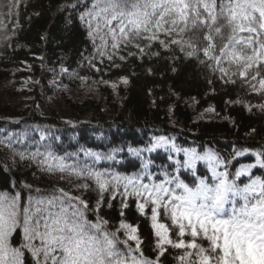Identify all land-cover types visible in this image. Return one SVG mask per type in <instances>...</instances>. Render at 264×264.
<instances>
[{"label": "trees", "instance_id": "trees-1", "mask_svg": "<svg viewBox=\"0 0 264 264\" xmlns=\"http://www.w3.org/2000/svg\"><path fill=\"white\" fill-rule=\"evenodd\" d=\"M93 3L0 0V83L32 75L46 90L54 89L53 79L57 87L108 80L117 88L113 97L110 86L102 84L111 116L109 109L102 108V100L66 99L74 114L66 120L43 116L36 105L19 112L0 101V194L9 199L19 194L21 205L30 197L33 203L46 201L61 195L59 174H69L81 184L68 193L78 194L75 197L87 204L84 208L77 203L84 221H107L104 228L117 233L120 251L142 254L153 264H180L178 257L184 249L166 245L161 253L157 247L151 219L155 205L134 195L131 186L125 194L127 179L101 193L86 173L101 172L108 179L119 176L148 185L175 178L194 188L200 179L211 182L212 176L204 160L195 168L185 166V149L200 153L210 149L240 187L249 177L264 179V165L257 163V153L264 160V110L258 107L264 104V95L250 91L238 76L232 77L235 83L226 82L214 66L201 63L205 60L202 52L189 57L179 46L165 47L158 40L137 41L139 48L122 44L113 49L110 37L105 43L99 35H89L85 14ZM203 108H211V116L197 118ZM87 113H91L89 118L83 120ZM157 138L172 140L177 150L162 144L153 148ZM247 163H253L249 175L235 177L237 169ZM76 171L85 175L78 176ZM170 186L175 188V184ZM138 203L144 205L143 211ZM157 212V220L168 227L173 242L193 240L190 229L178 236V226L162 207ZM121 221L136 228L138 251L136 241L123 243L127 231L120 228ZM22 238L18 229L10 245L22 247ZM195 239L208 247L206 239ZM21 260L35 264L27 249Z\"/></svg>", "mask_w": 264, "mask_h": 264}, {"label": "snow or ice", "instance_id": "snow-or-ice-1", "mask_svg": "<svg viewBox=\"0 0 264 264\" xmlns=\"http://www.w3.org/2000/svg\"><path fill=\"white\" fill-rule=\"evenodd\" d=\"M85 15L89 35H99L105 43L110 37L113 49L122 44L139 48L137 41L158 40L165 47L179 46L189 57L202 52L205 60L201 63L214 66L226 82L235 83L232 77L238 76L250 91L264 95V0H94ZM258 107L264 110V104ZM186 155L188 167L204 159L194 153ZM259 156L257 163L264 165ZM251 167L242 166L235 177L247 174ZM86 175L101 193L127 179L125 194L131 186L134 195L155 205L151 219L159 238L157 247L161 253L164 244L184 249L178 257L180 264H264V179L249 177L239 187L227 169L217 171L215 166L212 181L200 179L194 188L175 178L148 185L119 176L108 179L101 172L87 171ZM59 191L60 196L46 201L33 203L30 197L24 205L19 194L10 199L0 194V264H22L23 249L31 252L35 264H153L142 254L137 257L120 251L117 233L104 228L107 221H84L77 203L87 208L85 201ZM137 207L143 211L144 205ZM158 207L170 214L179 237L190 229L193 240L173 242L168 227L156 222ZM120 228L130 230L123 243L136 241L138 251L136 228L123 221ZM18 229L23 234L22 247H12L10 237ZM197 237L206 239L208 247L197 243Z\"/></svg>", "mask_w": 264, "mask_h": 264}, {"label": "rangeland", "instance_id": "rangeland-1", "mask_svg": "<svg viewBox=\"0 0 264 264\" xmlns=\"http://www.w3.org/2000/svg\"><path fill=\"white\" fill-rule=\"evenodd\" d=\"M56 79H53L50 83L54 89L46 90L39 86L37 78L32 75H28L26 77H22L17 80H7L0 83V101L3 104L8 105L10 108L17 110L19 112H24L26 108L31 105H36L39 109V112L43 116H56L63 120L72 118L74 114L72 113L71 109L69 108L68 104L66 103V99L71 100L73 102H82L83 100H91L94 103L100 102L102 100V108L109 109L107 112L108 116L113 114L111 111V105H107L104 101L106 96L103 95L102 84H106L110 86L109 90L112 92L113 97L117 94V88L115 83L103 80V81H95V80H86L81 82L77 87H70V86H60L54 83ZM211 108H203L200 109L196 113L197 118H208L212 114ZM91 113H87L82 116V119L85 120L89 118ZM107 116V117H108ZM162 139V138H161ZM170 145L173 148L172 141L168 140H159L155 147L159 145ZM177 150V149H175ZM207 160V166L212 175V167H216L217 171H221L218 167L220 163L215 162L213 156L210 155L209 150H206L203 155H200ZM212 157L213 159H209ZM218 165V166H217ZM245 167L248 165H244ZM241 168V167H239ZM238 168V169H239ZM237 169V170H238ZM247 175V174H245ZM58 179H60L61 183H59V187L63 189V191L70 192L73 189L79 188L81 184L76 181V177H73L69 174L61 173L59 174ZM157 223H160L158 220ZM153 224V221H152ZM130 231L129 229H126ZM154 234L156 229L153 228ZM156 236V234H155ZM169 237V232H168ZM157 245L159 242V238L156 236ZM169 244H164V246Z\"/></svg>", "mask_w": 264, "mask_h": 264}]
</instances>
